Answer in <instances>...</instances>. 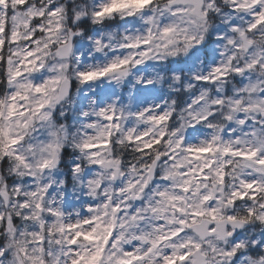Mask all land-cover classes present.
<instances>
[{
    "label": "clouds",
    "instance_id": "9594fccd",
    "mask_svg": "<svg viewBox=\"0 0 264 264\" xmlns=\"http://www.w3.org/2000/svg\"><path fill=\"white\" fill-rule=\"evenodd\" d=\"M112 3L0 0V264H264V0Z\"/></svg>",
    "mask_w": 264,
    "mask_h": 264
},
{
    "label": "snow or ice",
    "instance_id": "6c2138e0",
    "mask_svg": "<svg viewBox=\"0 0 264 264\" xmlns=\"http://www.w3.org/2000/svg\"><path fill=\"white\" fill-rule=\"evenodd\" d=\"M127 2H133V3H136L137 5H142L143 3L146 2V0H113L112 6L110 8H106L105 11H112L115 8L122 7ZM29 55H32V53H29ZM121 63H127V61H122ZM116 67H118V65H115V64L112 65V68H116ZM110 70L111 69H108L106 71H110ZM95 75H97V74L96 73L88 74L87 76H85V79L91 80ZM109 119H111V117H109ZM204 151H209V149H204ZM77 235L78 236L82 235V233H78ZM86 238L92 239L93 238L92 234L88 233L86 235ZM73 244H75V241H73ZM97 255H93L90 259H87V260H86L85 256L82 255V256H80L79 260L74 262V264H81V261H86V264H93V261H95L97 259ZM129 255H130V253H129ZM181 259H183V257H181ZM168 264H175V261L170 260V261H168Z\"/></svg>",
    "mask_w": 264,
    "mask_h": 264
}]
</instances>
